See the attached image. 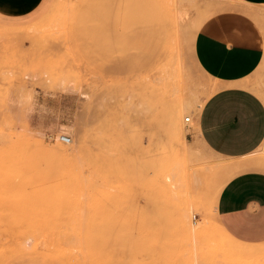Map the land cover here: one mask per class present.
<instances>
[{
  "label": "rangeland",
  "instance_id": "374dc122",
  "mask_svg": "<svg viewBox=\"0 0 264 264\" xmlns=\"http://www.w3.org/2000/svg\"><path fill=\"white\" fill-rule=\"evenodd\" d=\"M222 8L52 0L0 24V264H264L215 216L218 184L264 169V146L230 160L185 120L218 88L193 49ZM249 87L264 100V65Z\"/></svg>",
  "mask_w": 264,
  "mask_h": 264
},
{
  "label": "crops",
  "instance_id": "0c3cea01",
  "mask_svg": "<svg viewBox=\"0 0 264 264\" xmlns=\"http://www.w3.org/2000/svg\"><path fill=\"white\" fill-rule=\"evenodd\" d=\"M224 8L202 25L193 55L218 83L193 117L198 138L212 152L241 160L264 146V100L249 87L264 65V31L255 12L264 0H215ZM52 0H0V24L31 26ZM221 230L244 245L264 243V169L243 167L221 190L215 206Z\"/></svg>",
  "mask_w": 264,
  "mask_h": 264
},
{
  "label": "bare ground",
  "instance_id": "6f19581e",
  "mask_svg": "<svg viewBox=\"0 0 264 264\" xmlns=\"http://www.w3.org/2000/svg\"><path fill=\"white\" fill-rule=\"evenodd\" d=\"M260 91V90H259ZM258 91V92H259ZM261 94V93H260ZM191 104L189 103V102H186V103H184V105H183V109H188V107L190 106ZM186 117H188V116H186ZM191 118V117H190ZM186 120V119H185ZM62 131H64V132H67V133H69V134H72V131L71 130H69V129H67V128H65V129H63ZM62 136L63 135H59V138L61 139L62 138ZM72 141V140H71ZM71 152H75V151H77V148L76 147H72L71 149ZM230 159V158H229ZM234 159V158H233ZM231 160V159H230ZM230 163V162H229ZM221 187V185H219L218 184V186H217V188H218V191H217V193H216V196H215V199H217L218 200V197H219V194H220V192H221V190L223 189V188H220ZM190 226H191V224H189ZM195 228V227H194ZM194 228H192L191 227V229L193 230Z\"/></svg>",
  "mask_w": 264,
  "mask_h": 264
},
{
  "label": "built area",
  "instance_id": "2783aa9c",
  "mask_svg": "<svg viewBox=\"0 0 264 264\" xmlns=\"http://www.w3.org/2000/svg\"><path fill=\"white\" fill-rule=\"evenodd\" d=\"M186 121H187V122H190V121H192V118H190V117L188 116V117H186ZM61 140H62L63 142H65V143H70L72 139H71V137L68 136V135H63L62 138H61Z\"/></svg>",
  "mask_w": 264,
  "mask_h": 264
}]
</instances>
